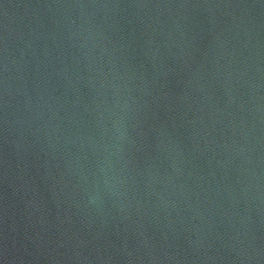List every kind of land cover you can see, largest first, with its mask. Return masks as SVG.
Here are the masks:
<instances>
[{
    "label": "water",
    "instance_id": "1",
    "mask_svg": "<svg viewBox=\"0 0 264 264\" xmlns=\"http://www.w3.org/2000/svg\"><path fill=\"white\" fill-rule=\"evenodd\" d=\"M0 264H264V0H0Z\"/></svg>",
    "mask_w": 264,
    "mask_h": 264
}]
</instances>
